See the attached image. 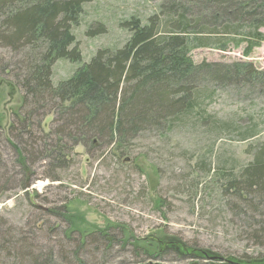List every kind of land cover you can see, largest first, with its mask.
<instances>
[{"label": "trees", "instance_id": "1", "mask_svg": "<svg viewBox=\"0 0 264 264\" xmlns=\"http://www.w3.org/2000/svg\"><path fill=\"white\" fill-rule=\"evenodd\" d=\"M91 1L0 0V48L16 58L1 61L0 78L5 75L21 95L8 136L0 119V150L9 152L7 157L0 152V199L13 191L29 197L40 171L51 182L61 181L78 147L93 158L110 149L105 157L135 161L133 148L144 136L170 141L183 131L205 128L210 137L229 129L230 122L208 112L207 104L218 93L264 95V70L253 64H195L190 58L193 49L227 51L243 43L244 56H250L264 42V0H159L157 14L146 22L132 17L123 23L129 34L123 46L99 50L55 85L56 62L82 61L73 30ZM105 33L98 26L87 34ZM48 116L53 121L47 132L43 121ZM226 179L224 193L240 203V215L248 209L259 212L262 221L253 238L262 244L264 144L238 176L228 172ZM75 206L68 201L48 212L62 225L58 254H34L28 238L8 236L0 244V264L4 258L11 264L25 259L29 264H112L121 256L128 264H166V258L189 253L138 238L125 224L88 226ZM196 253L187 258L212 264L208 252ZM259 261L264 257L254 262Z\"/></svg>", "mask_w": 264, "mask_h": 264}, {"label": "rangeland", "instance_id": "2", "mask_svg": "<svg viewBox=\"0 0 264 264\" xmlns=\"http://www.w3.org/2000/svg\"><path fill=\"white\" fill-rule=\"evenodd\" d=\"M160 4L159 0H92L85 5L73 30L82 61L56 62L53 83L69 79L99 50L123 46L129 37L123 23L132 17L146 22L157 14ZM98 26L106 33L88 36ZM260 31L264 34V27ZM245 48L243 43L227 51L193 49L190 58L195 64L248 62L264 70V42L248 57L244 56ZM2 60L14 62L16 58L0 48V65ZM4 76L0 78V119L4 136H8L21 95ZM240 92L218 93L207 104L209 113L231 123L229 129L210 137L205 128L175 133L170 141L144 136L133 148L137 159H123L121 163L105 157L110 149L93 158L78 147L71 167L60 174L59 182L43 177L39 168L29 197L13 191L7 199H0V244L8 236L18 240L21 235L29 239L34 254L45 255L49 250L58 254L62 240L58 227L62 225L48 212L72 201L88 226L125 224L138 238L162 247L172 244L180 253L189 250L183 258H166V264H200L187 258L199 256L196 252L200 251L213 257L212 264H264L254 262L264 257V242L257 244L253 238L259 230L256 225L262 221L259 212L248 209L247 214L240 215V203L224 193L228 172L238 176L264 144V95ZM52 121V116L43 121L47 132ZM251 133H255L253 138H244ZM0 152L6 157L9 153ZM4 259L2 264H11ZM126 261L121 256L112 264H128ZM29 263L25 259L22 264Z\"/></svg>", "mask_w": 264, "mask_h": 264}]
</instances>
